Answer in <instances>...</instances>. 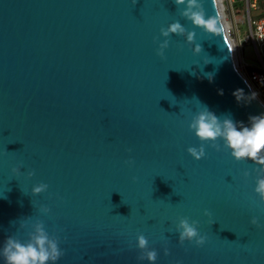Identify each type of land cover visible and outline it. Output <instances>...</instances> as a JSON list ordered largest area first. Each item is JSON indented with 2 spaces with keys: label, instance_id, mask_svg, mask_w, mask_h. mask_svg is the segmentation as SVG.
Returning <instances> with one entry per match:
<instances>
[{
  "label": "water",
  "instance_id": "95a60500",
  "mask_svg": "<svg viewBox=\"0 0 264 264\" xmlns=\"http://www.w3.org/2000/svg\"><path fill=\"white\" fill-rule=\"evenodd\" d=\"M199 3L221 32L194 25L175 0H0V249L8 236L27 241L39 220L63 251L48 264H264L260 166L189 129L202 106L245 126L264 114L223 0ZM173 22L185 33L162 36ZM202 143L197 160L187 149ZM182 217L198 221L203 245L179 241ZM140 234L154 262L139 259Z\"/></svg>",
  "mask_w": 264,
  "mask_h": 264
},
{
  "label": "clouds",
  "instance_id": "9594fccd",
  "mask_svg": "<svg viewBox=\"0 0 264 264\" xmlns=\"http://www.w3.org/2000/svg\"><path fill=\"white\" fill-rule=\"evenodd\" d=\"M135 2V0H134ZM186 7L182 11V15L191 20V22L199 27H202L207 33L216 35L222 31L218 20L210 16L205 18V12L201 8L199 0H175L176 5H183ZM162 36L169 37L170 34H184L186 29L180 22H173L166 28L160 29ZM195 35L193 32H188L187 41L189 44L194 43ZM169 46V40L164 39L157 49V55L164 58V50ZM194 53L201 51V45L195 44L193 48ZM208 75L209 80L212 79V74ZM220 94L223 91L220 90ZM239 103L244 98L243 90L237 89L233 92ZM255 93L252 98H255ZM249 125L245 126L242 122H234L230 116H225L223 119L219 118L214 112L210 111L207 106H202L200 110L192 117L189 124V129L194 131L196 137L202 142H212V147L218 151L221 149L220 144L216 143L218 139H222L224 147L231 150V155L237 161L251 160L260 166L261 174L256 179V186L254 191L258 194L259 200L264 203V114L250 116ZM240 124L238 127L237 124ZM187 151L192 157L199 160L203 158L205 148L203 143L197 147H189ZM131 164L132 161H126ZM14 174L20 173V167L12 168ZM27 175L31 177L33 172H28ZM247 176V171L244 172ZM136 178L133 177V180ZM48 185L40 183L32 188L34 194H39L47 189ZM41 211L47 213L49 209L42 206ZM206 216H211V213L206 209ZM198 221H191L187 217L179 219L177 231L179 232V241L183 243L185 240L193 241L199 245L205 243L206 237L199 234L197 230ZM215 223V222H213ZM253 225L261 227L258 219L254 216L251 220ZM24 223L21 222V227ZM32 231L28 233V240L22 242L20 239L13 236H8L2 249H0V256L4 258L5 264H48V262L57 261L62 255L63 251L58 247V238L50 236L45 230L42 221H36L32 225ZM138 247L145 250L139 259H147L154 262L157 259V252L148 249V241L143 234L138 235ZM167 254V249H165Z\"/></svg>",
  "mask_w": 264,
  "mask_h": 264
},
{
  "label": "built area",
  "instance_id": "2783aa9c",
  "mask_svg": "<svg viewBox=\"0 0 264 264\" xmlns=\"http://www.w3.org/2000/svg\"><path fill=\"white\" fill-rule=\"evenodd\" d=\"M258 7H259L258 0H247L248 28L245 29L243 34L239 35L238 43H236L232 38L233 35L232 27L228 26L229 35L233 41L236 55L237 54L239 55L241 46L244 44L254 45L258 54H260L261 49L264 48V17L255 18V19H252L251 17L252 9ZM237 60L240 70L243 72V74L252 84L256 93L259 95L260 98L264 97V61H262L259 66H255L249 64L248 62H245L242 58L240 61L239 58L237 57Z\"/></svg>",
  "mask_w": 264,
  "mask_h": 264
},
{
  "label": "rangeland",
  "instance_id": "374dc122",
  "mask_svg": "<svg viewBox=\"0 0 264 264\" xmlns=\"http://www.w3.org/2000/svg\"><path fill=\"white\" fill-rule=\"evenodd\" d=\"M223 4L225 6V15H226V21L228 22V26L232 27L233 35L232 38L236 43L239 42V35L237 33V24L244 26L245 29L248 28V16L245 17V21H240V19L236 16V18H233L231 14V10L228 4V0H223ZM262 12V9H258V12H251L252 19L258 18V15ZM243 34V31H242ZM241 35V34H240ZM250 46L246 50V56L247 59L251 62L252 65L259 66L262 61H264V48L261 49L260 54L255 50L254 46L252 44H249ZM239 60L241 61V52H239L238 55ZM264 100V97H261Z\"/></svg>",
  "mask_w": 264,
  "mask_h": 264
},
{
  "label": "crops",
  "instance_id": "0c3cea01",
  "mask_svg": "<svg viewBox=\"0 0 264 264\" xmlns=\"http://www.w3.org/2000/svg\"><path fill=\"white\" fill-rule=\"evenodd\" d=\"M259 3V1H258ZM228 4L231 10V14L233 16V18H236V16L240 19V21H245V17L247 16V0H228ZM258 9H261L260 5L258 8H253L252 12H258ZM243 25V24H242ZM241 24L238 25L237 24V33L238 35L242 34V31H245L244 26H242ZM250 45L249 44H244L241 46V57L245 62H248L249 64H251V62L247 59L246 56V50L248 49ZM254 46V45H252ZM255 48V46H254ZM256 50V49H255Z\"/></svg>",
  "mask_w": 264,
  "mask_h": 264
},
{
  "label": "trees",
  "instance_id": "16d2710c",
  "mask_svg": "<svg viewBox=\"0 0 264 264\" xmlns=\"http://www.w3.org/2000/svg\"><path fill=\"white\" fill-rule=\"evenodd\" d=\"M259 1V5L262 9V12L258 15V18H262L264 17V0H258Z\"/></svg>",
  "mask_w": 264,
  "mask_h": 264
},
{
  "label": "bare ground",
  "instance_id": "6f19581e",
  "mask_svg": "<svg viewBox=\"0 0 264 264\" xmlns=\"http://www.w3.org/2000/svg\"><path fill=\"white\" fill-rule=\"evenodd\" d=\"M228 23V22H227ZM235 46H236V44H235ZM237 48V47H236ZM237 57H238V54H237Z\"/></svg>",
  "mask_w": 264,
  "mask_h": 264
}]
</instances>
